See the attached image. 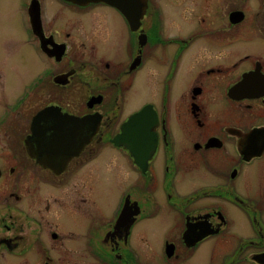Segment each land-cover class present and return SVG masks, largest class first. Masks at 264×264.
Segmentation results:
<instances>
[{
    "label": "flooded vegetation",
    "instance_id": "obj_1",
    "mask_svg": "<svg viewBox=\"0 0 264 264\" xmlns=\"http://www.w3.org/2000/svg\"><path fill=\"white\" fill-rule=\"evenodd\" d=\"M0 264H264V0H0Z\"/></svg>",
    "mask_w": 264,
    "mask_h": 264
}]
</instances>
